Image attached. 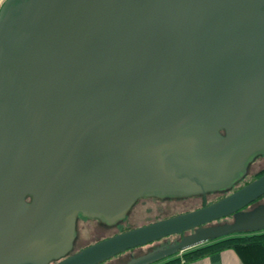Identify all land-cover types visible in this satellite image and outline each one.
I'll use <instances>...</instances> for the list:
<instances>
[{
  "label": "water",
  "instance_id": "1",
  "mask_svg": "<svg viewBox=\"0 0 264 264\" xmlns=\"http://www.w3.org/2000/svg\"><path fill=\"white\" fill-rule=\"evenodd\" d=\"M261 153L264 0L0 5V264H99L179 235L150 264L263 230L264 208L242 209L264 173L70 253L79 213L113 225L141 197L229 190Z\"/></svg>",
  "mask_w": 264,
  "mask_h": 264
},
{
  "label": "rangeland",
  "instance_id": "2",
  "mask_svg": "<svg viewBox=\"0 0 264 264\" xmlns=\"http://www.w3.org/2000/svg\"><path fill=\"white\" fill-rule=\"evenodd\" d=\"M1 0L0 2H2ZM1 5V4H0ZM264 168V157L256 158L252 164L249 166L247 174L238 185H242L245 182H248L252 179L254 173L260 169ZM228 192H214L207 194L206 196H189V197H176V198H142L138 200L135 205L131 208L127 216L119 221L116 224L111 226H103L95 220H86L88 228L82 227L81 222L77 225V236L73 242L72 249L70 253H74L82 249L87 243L93 242L96 239L102 237L110 236L114 233L122 232L128 228L136 227L150 221H155L160 218H164L170 215H174L183 211L191 210L199 207L202 203L213 202L224 194ZM258 203H264V197L258 201ZM228 218L222 219L220 223L229 222ZM179 238L178 235H171L168 238H162L154 242L149 243L148 245L142 246L134 250H127L120 258H124L127 255L135 256L137 253L144 252L153 247V250H156L159 247H166V244L171 243L172 241H177ZM146 254H140L139 256L131 259L127 263L119 264H137L140 260H143L146 257ZM113 261L111 264H115ZM110 264V263H105Z\"/></svg>",
  "mask_w": 264,
  "mask_h": 264
},
{
  "label": "trees",
  "instance_id": "3",
  "mask_svg": "<svg viewBox=\"0 0 264 264\" xmlns=\"http://www.w3.org/2000/svg\"><path fill=\"white\" fill-rule=\"evenodd\" d=\"M2 2H0V4H2ZM239 183L240 181L235 182L229 190L219 192H232L242 187L244 184L243 183L242 185H238ZM224 249L235 250L245 264H264V229L260 231H243L230 233L212 239L199 246L192 247L188 249L183 254V256L185 257L187 262H189L205 256H209L213 253L220 252ZM176 253L177 252L150 264H178L179 258L176 256Z\"/></svg>",
  "mask_w": 264,
  "mask_h": 264
},
{
  "label": "flooded vegetation",
  "instance_id": "4",
  "mask_svg": "<svg viewBox=\"0 0 264 264\" xmlns=\"http://www.w3.org/2000/svg\"><path fill=\"white\" fill-rule=\"evenodd\" d=\"M258 157H264V153H261V154L255 155V156L253 157V159H252V160L248 163V165H247L245 175L247 174V171H248L249 166H250V165L252 164V162H253L256 158H258ZM263 173H264V168H262V169L256 171V172L254 173V175H253V177H252V179H251L250 181L256 179L257 177H259V176L262 175ZM245 175H244L239 181H242L243 178L245 177ZM250 181H248V182H250ZM248 182H245L243 185H245V184L248 183ZM210 193H214V192H207V193H205V194H203V195H193V196H202V197H204V196H206L207 194H210ZM229 193H230V192H229ZM229 193L224 194L222 197L228 195ZM187 197H189V196H187ZM222 197H220L219 199H221ZM263 197H264V195L261 196L260 198L256 199L255 201L251 202V203L248 204L247 206H245L242 210H243L244 212H251V211L258 210V209H263V208H264V203H258V201H260ZM142 198H161V197H156V196L141 197V198L137 199V200L133 203V205L131 206V208L135 205V203H136L138 200H140V199H142ZM163 198H165V197H163ZM169 198H176V197H169ZM219 199H217V200H219ZM217 200H215V201H217ZM215 201H213V202H215ZM213 202H210V203H202V204H201L199 207H197V208H200V207L205 206V205H209V204H211V203H213ZM131 208L129 209V211L131 210ZM194 209H196V208H194ZM191 210H193V209H191ZM129 211L127 212V214L129 213ZM187 211H189V210H187ZM185 212H186V211H185ZM127 214H126V216H127ZM126 216H125V217H126ZM225 218H228L230 221H229V222H223V223H220V221H221L222 219H225ZM84 219H86V220H87V219H88V220H95V221H97L98 223H100V224L103 225V226H111V225H108V224H106L105 222H103V221H101V220H99V219H97V218L86 217V216H84V215H82V214L79 213L78 216H77V219H76V225H75V238H76V236H77V225H78L79 222H81L82 227L88 228V225H89V224H87V221H84ZM233 221H234V216H233V214H232V215H229V216H226V217H223V218H220V219L214 220V221H212V222L206 224V226L223 225V224H226V223H232ZM117 223H118V222H117ZM192 231H193V230H191V232H192ZM259 231H260V230H259ZM114 234H115V233H114ZM112 235H113V234H112ZM110 236H111V235H110ZM170 236H171V235H170ZM170 236H167V237H164V238H168V237H170ZM178 236H179V235H178ZM106 237H108V236H106ZM75 238H74V240H75ZM103 238H105V237H102V238H100V239H96V240L93 241V242L87 243L85 246L90 245V244H92V243H94V242H96V241H99V240L103 239ZM172 242H173V241H172ZM169 244H170V243H169ZM146 245H148V244H146ZM166 245H168V244H166ZM85 246H84V247H85ZM143 246H145V245H143ZM141 247H142V246H139V247H135V248H132V249H129V250H134V249L141 248ZM126 251H127V250H126ZM126 251H124V252H122V253H119V254L115 255L114 257H112L111 259H108V260H106V261H103V262H101V263H99V264H105L106 262L111 264V262H113V261L116 262L115 264H119V263H127V262H129L131 259H134L135 257L139 256L140 254L143 255V254H146V253H148V252L153 251V247L150 248V249H148V250H146V251H144V252H141V251H140V252L137 253L135 256H134V255H133V256L127 255V256L124 257V258H120V257H121Z\"/></svg>",
  "mask_w": 264,
  "mask_h": 264
},
{
  "label": "crops",
  "instance_id": "5",
  "mask_svg": "<svg viewBox=\"0 0 264 264\" xmlns=\"http://www.w3.org/2000/svg\"><path fill=\"white\" fill-rule=\"evenodd\" d=\"M186 264H245L233 249H224L209 256L189 261Z\"/></svg>",
  "mask_w": 264,
  "mask_h": 264
},
{
  "label": "built area",
  "instance_id": "6",
  "mask_svg": "<svg viewBox=\"0 0 264 264\" xmlns=\"http://www.w3.org/2000/svg\"><path fill=\"white\" fill-rule=\"evenodd\" d=\"M190 249V248H189ZM188 249L180 250L176 253V256L179 258L178 264H186L187 260L183 256V254L187 251Z\"/></svg>",
  "mask_w": 264,
  "mask_h": 264
}]
</instances>
